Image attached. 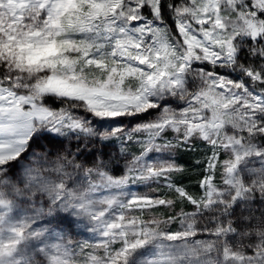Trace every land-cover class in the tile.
Listing matches in <instances>:
<instances>
[{"label":"snow or ice","instance_id":"obj_1","mask_svg":"<svg viewBox=\"0 0 264 264\" xmlns=\"http://www.w3.org/2000/svg\"><path fill=\"white\" fill-rule=\"evenodd\" d=\"M0 264H264V0H0Z\"/></svg>","mask_w":264,"mask_h":264}]
</instances>
